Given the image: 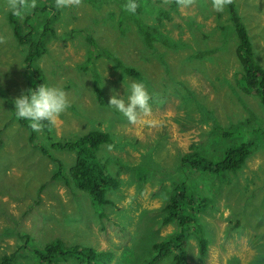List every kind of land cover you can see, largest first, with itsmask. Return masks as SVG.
Masks as SVG:
<instances>
[{"label":"rangeland","instance_id":"obj_1","mask_svg":"<svg viewBox=\"0 0 264 264\" xmlns=\"http://www.w3.org/2000/svg\"><path fill=\"white\" fill-rule=\"evenodd\" d=\"M125 2L83 0L79 8L54 10L51 0H38L35 9L46 11L38 12L37 23L33 18L42 31L45 20L57 17L52 23L56 36L35 62L46 84L62 88L71 101L54 126L56 136L70 139L93 130L111 135L98 157L120 188L108 192L111 203L99 208L106 213L102 218L89 194L66 181L75 153L52 149L43 130L31 142L30 129L16 117V98L39 85L25 65L29 44L18 43L9 21L12 12L0 0V36L6 38L0 44V263L16 254L20 264H38L24 245L42 250L59 239L70 249L112 252L109 264H147L155 256L154 245L178 229L162 223L171 185L178 180L196 195L197 205L211 199L194 215L209 243L207 255L199 254L198 232H190L189 264H264V106L237 85L242 67L228 16L216 12L211 0H196L188 9L140 0L135 15L124 10ZM235 2L254 58L264 69V0ZM30 15L17 19L25 24ZM139 24L152 36V46ZM88 37L113 59L91 61ZM127 67L141 78L128 76ZM133 81L144 83L152 96V124L131 125L109 105L112 96L127 100ZM214 120L224 127L239 125L237 140L254 143L243 169L226 182L182 166V156L204 144ZM41 146L64 163L63 177L54 178L58 165ZM113 254L93 264H108ZM59 264L80 262L70 257ZM154 264H174V259L162 257Z\"/></svg>","mask_w":264,"mask_h":264},{"label":"trees","instance_id":"obj_2","mask_svg":"<svg viewBox=\"0 0 264 264\" xmlns=\"http://www.w3.org/2000/svg\"><path fill=\"white\" fill-rule=\"evenodd\" d=\"M94 3L95 0H85ZM53 4L50 5L53 9L56 8L55 0H51ZM140 3V0H138ZM48 8V7H47ZM55 10V9H54ZM141 7L138 9L139 13ZM44 10L35 9L30 16L25 20V24L19 22L17 17L13 14L9 21L13 27V33L20 45L29 44V52L25 58V65L27 71L32 74L35 83L41 85L46 83V78L43 72L37 68L36 61L48 51L46 46L50 38L56 36V31L53 27L55 19L50 18L45 20V26L42 31L37 29L35 25L40 13ZM225 14L231 22L233 30L238 38L236 47V56L241 64L242 72L237 78L238 87L246 94L256 95L264 106V69L256 62L254 58L253 43L247 29L246 24L243 22L241 16L238 14L237 5L234 0L232 5H229ZM33 18H36V23L33 24ZM52 24V25H51ZM35 25V27H34ZM28 27V28H27ZM140 30L144 33V37L149 46H152V36L146 28L140 26ZM36 38L34 39V35ZM88 41L92 44L93 50L91 52L90 60H96L107 56L108 59H113V55L106 50L97 49V44L94 39L88 37ZM210 54H213L211 52ZM117 61H119L116 58ZM125 72L128 76L135 79H140L141 74L136 69L127 67ZM31 90L35 87L31 85ZM30 90V91H31ZM99 102L103 103L102 90L96 89ZM19 122L28 127L31 132L30 140H36L37 132H34L29 126L28 122L19 119ZM207 134V138L199 148L193 147L191 153H186L182 156L181 160L183 167H187L195 174L201 175H216L221 181H228L230 174H235L243 169L247 160L252 155L253 142H240L237 140L236 135L239 133V125L231 127H224L216 120ZM43 129L45 137L50 142V146L54 150L73 152L76 155L75 164L70 168L67 178V183H73L74 187L89 194L91 204L98 213L99 217L104 214L99 212V208L105 210L111 202L107 194L111 190H118L120 188V180L109 176L106 166L101 162L98 157V152L101 148L110 143L111 135L107 132L100 130H93L81 136H76L70 139L58 138L54 132V126L48 127L47 122ZM242 133L239 134V136ZM263 135V134H262ZM211 142L210 147H206ZM42 151L47 154L48 151L41 146ZM58 165V170L54 178L63 177L64 163L57 157L47 154ZM145 178V176H144ZM146 181V180H144ZM172 190L164 208L163 225L171 223L177 224L178 229L173 234L169 235L161 242L154 245V258L147 264H154L162 257H173L174 264H189L186 250V241L188 240L189 233L194 232L197 234L199 244V254L205 257L208 252L209 243L206 239L204 232L201 230L199 221L194 215H199L205 207L208 206L211 199L204 200L197 205L196 195H190L186 184L180 181H174L171 185ZM105 217V216H104ZM24 250L30 256L37 259L38 264H59L60 262L68 260L70 257L77 259L80 264L88 262L93 264L105 255H112V252H99L92 247L77 246L70 249L65 244L57 239L49 243L42 250L36 249L29 251L28 243L24 245ZM108 259V264L113 260ZM0 264H20L17 260L16 254L6 255L2 258ZM107 264V263H106Z\"/></svg>","mask_w":264,"mask_h":264},{"label":"clouds","instance_id":"obj_3","mask_svg":"<svg viewBox=\"0 0 264 264\" xmlns=\"http://www.w3.org/2000/svg\"><path fill=\"white\" fill-rule=\"evenodd\" d=\"M8 8L17 18L30 15L38 6V0H6ZM175 2L181 9H188L196 3V0H162L163 5ZM83 0H55L57 9L79 8ZM234 0H211L216 12H224ZM124 10L130 14H137L141 4L138 0H126ZM6 43V38L0 36V44ZM130 93L127 100L112 96L109 105L121 112L129 124H152L154 121L148 119L152 114V96L142 82H131L128 87ZM71 107V101L67 93L58 86L43 83L35 90L24 94L15 100V114L17 119L28 121V126L34 132H41L47 122L48 127L56 126L62 114Z\"/></svg>","mask_w":264,"mask_h":264}]
</instances>
